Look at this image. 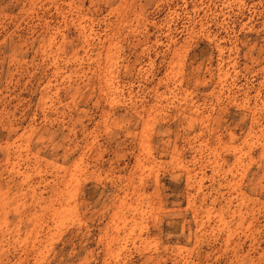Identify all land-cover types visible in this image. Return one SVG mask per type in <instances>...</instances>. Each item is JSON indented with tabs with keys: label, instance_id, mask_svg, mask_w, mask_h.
Returning a JSON list of instances; mask_svg holds the SVG:
<instances>
[{
	"label": "rangeland",
	"instance_id": "374dc122",
	"mask_svg": "<svg viewBox=\"0 0 264 264\" xmlns=\"http://www.w3.org/2000/svg\"><path fill=\"white\" fill-rule=\"evenodd\" d=\"M0 264H264V0H0Z\"/></svg>",
	"mask_w": 264,
	"mask_h": 264
}]
</instances>
